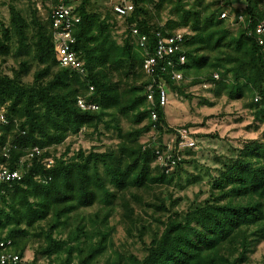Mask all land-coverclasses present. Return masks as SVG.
<instances>
[{"label":"trees","instance_id":"trees-1","mask_svg":"<svg viewBox=\"0 0 264 264\" xmlns=\"http://www.w3.org/2000/svg\"><path fill=\"white\" fill-rule=\"evenodd\" d=\"M8 1L10 21L0 22V57L4 62L12 53L20 60L11 74L0 73V165L22 175L0 184L4 189L0 238L12 239V250L25 257L28 228L49 218L45 228L33 233L44 243L28 264H91L107 249L109 233L99 231L103 238L84 255L81 238L90 232L84 217L68 228L70 213L92 206L98 189L103 200L112 203L116 193L100 175V164L118 189L130 183L138 188L170 185L181 176V164L187 160L178 158L176 150L171 169L157 161V149L166 148L162 135L177 131L167 122L162 90L188 98L191 86L209 82L217 95L251 98L254 120L264 124V33L256 30L264 20V0H216L213 9L204 0H132L133 9L123 19L114 9L118 0L110 6L83 0L73 46L83 62L82 72L60 63L51 32L53 2L26 0L24 13L15 4L18 0ZM165 8L174 17L163 23ZM232 10L237 13L233 20ZM229 21L238 22L235 34ZM133 28L139 33L133 34ZM182 29L179 50L166 62L158 59L155 72L146 73L145 58L156 56L161 37ZM142 35L144 46L139 41ZM181 54L186 58L183 63ZM168 59L175 62L173 66L167 65ZM35 64L33 82L28 84L23 78ZM175 73L181 78H175ZM80 98L98 108L83 109ZM152 112L157 119H152ZM118 116L130 119L132 127L123 130ZM101 123L121 135L117 152L86 154L80 149L66 158V152L56 155L55 147L68 134H77L82 127L97 130ZM152 127L158 138L142 143L140 138ZM48 157L53 159L49 167L43 163ZM216 160L221 165L207 199L191 202L182 212L174 209L179 198L173 195L158 193L145 203L154 211L166 212V219L155 218L163 229L155 231L143 258L132 255L133 264H247L248 252L264 240V136L233 147L230 155ZM127 208L131 220L133 208ZM58 232L65 237H58ZM120 261L119 256L117 264Z\"/></svg>","mask_w":264,"mask_h":264},{"label":"rangeland","instance_id":"rangeland-1","mask_svg":"<svg viewBox=\"0 0 264 264\" xmlns=\"http://www.w3.org/2000/svg\"><path fill=\"white\" fill-rule=\"evenodd\" d=\"M194 1L190 0V3H194ZM214 1L216 0H204L203 3L210 2V5L206 7L213 9ZM8 2V0H0V22L6 25L10 21ZM98 2L110 6L114 0H98ZM15 4L24 13H27L26 0H18ZM261 7L264 9V3ZM234 10L231 12L232 20L233 16L237 14ZM169 17H174V15L170 13L168 8L163 9L161 21L164 23ZM228 23L229 29L235 34L238 22L229 21ZM183 31L185 29H182ZM118 41L121 42V37L118 38ZM11 54L6 57L4 62L1 61L0 57V73L11 74V67L18 66L20 59L14 58ZM36 68L37 65L35 64L33 70L23 78L24 82L28 84L33 82V73ZM231 75L229 74L230 77ZM213 87L214 85L209 82L193 85L189 88L191 97L188 98L175 92L167 95L168 100L163 106L169 126L177 129L176 133L178 129H187L198 145L197 149H191L190 154L187 153L188 148L181 152L187 161L181 164L183 165L181 176L172 184L138 188L135 185L130 186V183L126 188L118 189L109 183L104 167L100 164V175L104 178L105 184L116 193L112 197V203L107 204L103 200V192L98 189L97 199L92 206L79 208L70 213L68 226V228H74L81 216L84 217L90 231L89 235L81 238L84 241L83 245H85L83 247L84 255L90 253L98 241L103 238L99 231H108L109 235L105 241L107 249L96 256L91 264H117L119 256L121 258L119 264H133L132 255L139 259L143 258L155 231L163 229V226L155 218L166 219V212L154 211V208L148 207L145 203L155 200L158 193L166 197L173 195L179 198L175 200L177 203L174 204V209L182 212L187 209L191 202L207 199L211 190L213 191V179L219 173L217 169L221 165L216 157L230 155L231 148L240 147L250 139L264 136V124L254 120V109L249 106L251 98L235 99L230 98L225 93L217 95L212 91ZM116 115L120 114L117 113ZM117 118L120 120L123 130L132 127L130 119L122 116ZM158 135L156 129L152 127L140 138V141L145 143L150 139H157ZM174 137V132H166L162 135L163 143L165 145L168 142L173 143ZM121 141L122 137L116 128L107 127L101 123L97 130L93 127H82L79 133L68 134L62 143L57 144L55 153L59 156L66 152L67 154L63 155L66 158L80 149H83L86 154L91 150L107 153L117 152ZM123 161H126V157L123 158ZM128 206L133 208L131 220L125 214ZM48 219L28 228L30 234L25 241L27 242L24 254L26 258L31 259L35 249L39 245H43L44 241L33 233L39 232L42 227L45 228ZM75 220L78 221L75 222ZM92 220H95L96 223L92 224ZM23 226L27 227L24 224ZM56 235L65 237V234L60 232ZM37 255L46 259L40 253ZM246 263L264 264V240L254 244L248 252Z\"/></svg>","mask_w":264,"mask_h":264},{"label":"built area","instance_id":"built-area-1","mask_svg":"<svg viewBox=\"0 0 264 264\" xmlns=\"http://www.w3.org/2000/svg\"><path fill=\"white\" fill-rule=\"evenodd\" d=\"M53 2L52 10L50 13V20H51V32L52 38L55 44V48L57 49L60 63L63 66H73L83 71V62L79 59L76 50L73 49V46L76 41V37L74 35V30L76 26L81 21V15L79 13V7L82 4L83 0H47ZM39 7L41 5L38 2ZM133 2L132 0H118L114 4L115 11L118 12V17L123 19L127 16L130 11L133 9ZM227 12L225 11L222 16H225ZM240 19H242L240 17ZM133 34H138L139 31L136 28H133ZM256 30L259 34L264 33V20L259 22L256 27ZM183 33L182 30L175 32L171 36L161 37L158 42V48L156 56H147L144 61V69L146 73L152 74L155 72V66L157 64L158 59L164 60L166 62L167 56L176 52L181 47V43L183 41ZM140 45L144 46V42L146 41V36H140ZM262 42V41H260ZM185 55L181 54L180 62L183 63L185 61ZM173 60H167V65H174ZM165 69V66L162 67ZM174 77L179 79L181 78V74L175 73ZM215 78H219L218 74L214 75ZM151 89V86H149ZM149 99H152V93L148 95ZM259 97L256 98V100ZM167 94L164 90L161 91L160 101L161 105L166 104ZM79 105L83 109H97L98 105L95 103H87L85 99H79ZM152 119H157V114L152 112ZM197 149L198 145L193 138V136L188 132L187 129H178V132L175 134L173 143H167L166 148L162 150L157 149L156 153L157 161L160 162L164 166H168L166 170L171 169L173 165H175L176 160L174 158L173 150H176L178 154V158H185V155L181 152L185 149ZM40 151L38 147L33 148V150ZM43 163L46 166H51L53 163V159L48 157L43 159ZM170 166H172L170 168ZM22 173L17 170H11L9 167L5 165H0V184L3 182H10L14 179H20ZM4 193V189H0V198L1 194ZM13 248V241L12 239L0 238V264H18L24 263L28 264V261L31 260L29 258L20 256L19 253H16L12 250ZM44 264V263H43ZM54 264V263H53Z\"/></svg>","mask_w":264,"mask_h":264},{"label":"clouds","instance_id":"clouds-1","mask_svg":"<svg viewBox=\"0 0 264 264\" xmlns=\"http://www.w3.org/2000/svg\"><path fill=\"white\" fill-rule=\"evenodd\" d=\"M262 43V42H261Z\"/></svg>","mask_w":264,"mask_h":264}]
</instances>
